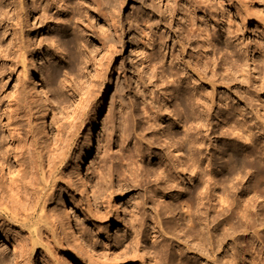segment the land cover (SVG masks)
<instances>
[{"label": "rangeland", "instance_id": "obj_1", "mask_svg": "<svg viewBox=\"0 0 264 264\" xmlns=\"http://www.w3.org/2000/svg\"><path fill=\"white\" fill-rule=\"evenodd\" d=\"M47 1L0 0V109H14L26 142L19 159L10 126L0 120V172L8 187L23 184L31 198L28 217L0 214L5 228L0 264H155L152 257L158 252L173 264H183L180 252H185L186 242L194 247L187 255L194 264H264V225L255 228L258 240L254 229L239 231L221 249L202 256L198 242L189 238L180 207L191 187L188 171L178 179L182 184L168 188V197L160 199L170 206L165 212L155 204L156 190L159 196L167 186L156 178L163 162L146 158L147 142L160 134L162 146L155 142L152 150L163 151L170 163L179 165L168 152L166 137V125L178 110L182 123L188 117L191 136L198 137L195 119L200 112L192 90L197 82L212 105L211 169L225 181L236 208L249 209L254 223H264V0H94L97 7L91 0H67L69 9L53 0L56 8L45 15ZM58 6L65 9L64 18L73 13V21L60 20ZM115 11L114 23L101 16ZM201 33L209 35L203 60ZM32 48L38 52V72L25 74L19 55L33 57ZM177 72L183 83L171 84L176 78L168 77ZM104 87L110 89L99 110ZM78 96L82 104L76 108ZM147 105L165 120L159 132L146 130ZM105 117L108 126L103 125ZM237 125L254 134V150L231 131ZM186 128L176 127L169 134L174 141L184 140ZM93 133L97 147L82 174L94 187L91 193L76 165ZM188 147L186 143L183 156L176 154L181 163ZM138 152L145 159L139 162L135 180L128 164L138 159ZM41 155L52 156V163L41 165ZM41 166L43 173L35 171ZM37 215L43 220L35 226ZM134 217L145 220L137 248L129 245ZM156 220L169 228L168 235L154 233L159 229ZM76 224L87 228L91 242L100 247L98 253L85 250L81 255L74 241Z\"/></svg>", "mask_w": 264, "mask_h": 264}, {"label": "bare ground", "instance_id": "obj_2", "mask_svg": "<svg viewBox=\"0 0 264 264\" xmlns=\"http://www.w3.org/2000/svg\"><path fill=\"white\" fill-rule=\"evenodd\" d=\"M48 1H47V3H48ZM58 2H61V3L63 2L64 5L67 4V0H59ZM91 2H92L91 3L92 5H95L94 7L99 6L98 5L99 3H97V1L91 0ZM18 3H19V1H18ZM47 3H46V6L44 8L45 15L47 14L48 9L55 7V3L53 2V0H50L49 3L48 4ZM79 3H80V0H79ZM84 3L85 2H83V4ZM87 3H88V1H87ZM87 3L85 5L89 6V4L87 5ZM58 4H60V3H58ZM81 5H82V2H81ZM85 5H83V6H85ZM65 7H66V5H65ZM68 7H66L65 9H67ZM65 9L63 8V6H60L58 8L57 12L59 14L62 13V16H60L59 19L62 20L63 22H69L72 19H74L75 15L73 13L71 14V12H70L68 17L66 16L67 18L66 17L64 18V15H65L64 10ZM42 10H43V8H42ZM35 11H37V10H35ZM67 12H66V14H67ZM90 12H91L90 9H87L85 11L86 14H89ZM99 12H101V11L99 10ZM116 14L117 13L115 11V12L106 13L105 15H103V13H102L101 16H103L105 21L106 20L113 21V18ZM112 23H114V21ZM19 25H21V24H19ZM22 25H23V23H22ZM17 27H18V25H17ZM20 27L22 29V26H20ZM201 35H202V39H203L202 42H203V45L205 47L203 57L200 58V60H203L204 58L207 57V52L205 49L209 47V41H208L209 35L207 33H205V34L201 33ZM29 51L31 54H33V57H31V56L29 57V55H27L28 54L27 52H21V54L19 55V57L22 61L21 63L23 66V72L25 74L28 72H32L34 74H37V72H38L37 63L40 62L39 59L37 60L38 52L36 53L35 49H33V48ZM102 60H103V57L99 61V64H98L99 67L102 64ZM174 60H175V58L173 60H171V64L174 63ZM97 74H98V71H97L95 76H98ZM168 78H171V79L176 78L172 82L170 81L171 84L172 83H174V84L175 83H177V84L183 83V80H184V78L181 77L180 73H178V72L175 74H171L170 77H168ZM196 84H197V82L194 83L192 90H196V92H197L196 93L197 96L195 97V100L197 101L198 110L200 112V115H197V117L195 119V122L197 124V132L196 133H197L198 137L195 138L194 135L191 136V131H192L193 127L191 128V126H189L190 128H186L189 124V121L187 120L188 117H187L186 121H184L185 123L183 122L184 123L183 124L182 123L183 118L180 117L181 116L180 113L182 114V112H179V110H178L179 113L176 111L173 114L172 117H174V118L171 119V120H173L171 122V124L166 125L167 129L169 130L167 133L169 134V132L173 131L176 127L178 129L179 128L180 129L186 128V130L184 131L185 139L184 140L182 139L181 141H174L175 136L173 137V135H170L171 133L169 134V138H168V134L166 137H167V140H170V141H168V143H169L168 152H169V154L174 155L175 162H178L179 165H175V163H170L168 155L166 154L164 157L163 151H161V150L160 151H153L152 150L151 146H152V144H155V142H156V144H155L156 146H158V147L162 146L161 140H160L161 138L157 137V135H160V134L153 135L152 138L149 139V141L147 139V141H148L147 143L149 144L150 147H149V150L147 152L146 158H153V159L156 158V159L161 160V162H163V164L160 165V168H158L160 170L159 171L160 173L156 172L158 174V176L156 178L159 177V179L161 181L163 180L165 182L164 184H166L167 186H165V190H163L162 194L159 193L160 194L159 196H158V190L155 189L156 190L155 196L157 197V199H156L157 201H155V204H156L157 208L160 207L162 209H165L166 210L165 212L169 211L168 208L170 206L169 205L168 206L163 205V202L160 201V199H164V198L168 197V195L166 193V190H168V188L172 189V188H174L175 184H177V185L182 184L179 182L178 179L181 177V173L188 171V173L190 175L191 187L186 194L187 195V201L182 202L180 204V207H181L182 211H185L184 216H183L184 217L183 220L187 222L188 234L190 235L189 238L192 237L195 239L194 241L198 242L197 247L200 248L202 256H203V255H205V252H211L215 247H217V249H221L223 247V245L225 244V241L228 240L229 238L234 237L237 233H239V231H243V232L247 233V232L252 231L254 229L252 234H253L254 238L258 240L259 235H260V231L255 229V228L259 227V226H263L264 223H261V222L259 224L254 223L252 216L248 213L249 209H246V208L244 209V208H241L240 206L238 209L236 208L237 203H235V200L230 199V192H228L225 188V181L218 179L216 173L213 172V170L211 169L212 159H211V156L209 155V149H208L212 144L211 139L209 138L210 136L208 134L209 133V126L211 125L210 121H209V118L211 116L210 111H211V106H212L211 105V99L209 97V94L207 92H205V90H203L201 88H196ZM109 89L110 88H108V87H104L100 90L102 99L100 102L99 110H101V108L104 107L103 98L108 94ZM86 90H88V87ZM78 97H79L78 101L75 105L76 108H79V106L82 104L81 97L80 96H78ZM157 110L155 109V107L147 105L143 111L147 117V118H145L146 119V121H145L146 130L147 131H153V133L159 132L160 131L159 126H161V124L163 125L165 123V120L161 121V117H160ZM172 117H169V118H172ZM3 118L7 120L8 124L10 126L11 138L13 140H15L17 143V153L15 156L17 158L21 159L22 158V151L26 147V142L23 141L22 132L16 124L17 123V114L14 111V109H9V110L0 109V120H2ZM94 120L95 121L92 122V128L93 129H95V126L97 125V118ZM226 122H227V125H229L230 120L225 119V123ZM109 123H110V119L108 117H105L103 125L108 126ZM2 125L3 124H0V126H2ZM156 128H158V129H156ZM230 128H231V131L233 133H236V135H238L241 139H243L244 141H249L250 146L253 150L256 148L253 144L255 141L254 140L255 136H254V134L249 132V130L244 129V127L241 125L233 126ZM229 129H227V130H229ZM173 133H174V131H173ZM145 137L143 136L141 138V140L144 141ZM145 142H146V140H145ZM168 143H167V145H168ZM186 143H188V146H189L187 149L189 153H188L187 157L184 158L185 159L184 163H181V161H182L181 157H179L178 155L176 156V154L181 153L183 156L182 152H184V150L186 149ZM96 147H97L96 136H94V133H93L91 135L90 139L86 140V142L83 144V146L81 148V152H80V158L77 161V165H76L78 168L77 174L80 178V181L82 183H84L85 185L90 186L89 189L91 190V193H94V191H95L94 187H93V185L90 184L91 181L86 182L84 180V178H82V174L87 167V163L89 162L90 156L95 152ZM137 154H138L137 155L138 159L137 160L135 159V161L131 160L130 163L128 164L129 171L132 173L133 178L135 180L137 179L136 173L139 172L138 169L142 166L141 165L142 163H139V162L141 160L145 159V156H143V153L138 152ZM40 157L42 159L40 162L41 165H44L45 163L51 164L53 161L52 156L45 157V156L41 155ZM178 166L181 168V170H177ZM42 167L43 166H41V169H36V167H35V171L40 170L43 173L45 170V167H43V168ZM133 167H135V168H133ZM154 167H153V169H154ZM134 170H135V172H132ZM155 170L157 171V169H155ZM151 171H149L150 174L152 173ZM150 174H146V175L150 176ZM154 175H156V174H154ZM13 184H14L13 187H11V186L8 187L6 185V177L4 176V174L2 172H0V214H2V215L7 214L9 216H12L13 219H24V218L28 217V215H29L28 211H29V208L31 207V205H30V203H31L30 194L26 190L25 185H23V184L21 185L18 183H17L18 185H15V183H13ZM20 185H21V187H20ZM180 194H183V190H181ZM181 201L182 200H180L179 202H181ZM31 215L34 216V214H31ZM155 216L157 217V219H159L160 213L158 212L157 214H155ZM156 217H153L154 220L153 219L152 220L155 221ZM134 219H135V217H134ZM144 219H146V218H144ZM42 220H43L42 215L38 216L37 221L34 222L35 226H38L42 222ZM235 220H237V222H235ZM157 221H159V220H156V222H154L153 224L157 223ZM144 223H145V220L137 221V219H135L133 222V234H134L133 236L134 237L129 244V245L133 246V248H137L143 242L141 240L139 232H140V228L142 226H144ZM159 225H160V223H159ZM156 226L159 227V229L154 228V233L160 234L161 237L169 234L170 231H169L168 227L163 228L161 225L158 226V223ZM75 229H76V233H74V241L76 243H78V245H80V251L81 252L78 250L77 245L74 246L75 249L78 252H80L81 255L83 253L85 254L86 252H94V251H97V253H98L100 247L91 242V240L89 239V235L87 233V228L84 225L76 224ZM4 230H5V228L3 227V224H0V239L4 236ZM37 236L39 238H41V233H39V235L37 234ZM194 241L192 240V242H194ZM75 242H74V244H75ZM183 245L185 246L187 252H186V250H185V252H183L182 248L180 249V251L182 250L180 252V257H181L182 263L183 264H194L193 259L191 257L187 256L189 254V251H193L194 247L189 245L187 242L184 243ZM170 248H171V245H170ZM85 250H86V252H85ZM158 253L155 254L154 257H152L153 261L156 262L155 264H173L167 255L158 254ZM190 262H192V263H190ZM236 264H237V262H236Z\"/></svg>", "mask_w": 264, "mask_h": 264}]
</instances>
